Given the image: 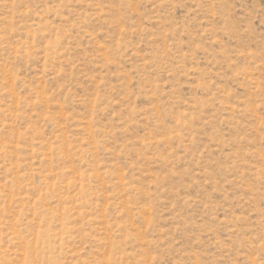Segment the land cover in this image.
Here are the masks:
<instances>
[{
	"label": "rangeland",
	"instance_id": "1",
	"mask_svg": "<svg viewBox=\"0 0 264 264\" xmlns=\"http://www.w3.org/2000/svg\"><path fill=\"white\" fill-rule=\"evenodd\" d=\"M0 264H264V0H0Z\"/></svg>",
	"mask_w": 264,
	"mask_h": 264
}]
</instances>
